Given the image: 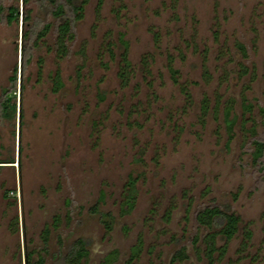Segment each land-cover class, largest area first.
I'll return each instance as SVG.
<instances>
[{"label":"rangeland","instance_id":"rangeland-1","mask_svg":"<svg viewBox=\"0 0 264 264\" xmlns=\"http://www.w3.org/2000/svg\"><path fill=\"white\" fill-rule=\"evenodd\" d=\"M62 1L0 0V264L76 236L85 264H264V0H76L66 54Z\"/></svg>","mask_w":264,"mask_h":264},{"label":"trees","instance_id":"trees-1","mask_svg":"<svg viewBox=\"0 0 264 264\" xmlns=\"http://www.w3.org/2000/svg\"><path fill=\"white\" fill-rule=\"evenodd\" d=\"M52 2H56V0H49ZM68 9L66 12L65 8ZM80 9V5L76 0H63L62 2L56 3L53 13L59 19V23L56 26L57 35L54 40V46L57 47L63 54L67 53L68 48V40L73 36V21L75 20V16L77 15ZM69 12V13H68ZM70 14V15H67ZM18 17V8L16 6H10L9 11L7 14V21L10 22L13 19H17ZM23 17L27 18L28 14L26 13ZM49 24L46 23L38 32L37 37L42 34L43 29H45ZM34 31L31 28H27L23 32V36L25 38L24 42L22 43V54L24 61L29 59V49L32 45V34ZM35 43V41H34ZM16 69H14L13 74L10 76V80L12 86L15 87L16 83ZM62 84V81L59 77L58 70H56L54 75V89L57 88ZM22 87L23 85L20 84ZM13 90V89H12ZM9 90L8 88H4L2 92V96L0 98V115L5 118H13L15 117L16 112V103L14 101L15 92L14 90ZM21 115V113H20ZM103 195L101 194L100 199L95 202L91 207V212H98L99 213V220L107 227L110 228L112 226L114 216L111 211H101L99 210V201ZM128 205L132 204V200H126ZM206 210V209H205ZM205 218L207 220H211L212 223L216 226L222 225L226 219L230 216L228 210L221 208L220 206L213 205L211 206L206 212H203ZM49 228L45 227L43 230V250L48 251L46 246L47 239H48ZM58 240L60 244L62 243V238L58 236ZM88 254V247H87V239L83 236H76L71 240V242L67 245L65 250L53 253L54 261L52 264H85V258ZM116 250H111L107 253L104 257V261L101 264H107L108 261L112 260L115 257ZM185 256L183 250L176 249L172 255L171 260L175 259H182ZM45 255L42 253H38L36 257L33 256V250H26L25 252V262L26 264H44ZM136 264V263H133Z\"/></svg>","mask_w":264,"mask_h":264},{"label":"flooded vegetation","instance_id":"flooded-vegetation-1","mask_svg":"<svg viewBox=\"0 0 264 264\" xmlns=\"http://www.w3.org/2000/svg\"><path fill=\"white\" fill-rule=\"evenodd\" d=\"M229 212V211H228Z\"/></svg>","mask_w":264,"mask_h":264}]
</instances>
